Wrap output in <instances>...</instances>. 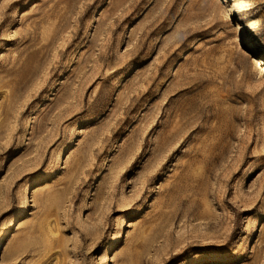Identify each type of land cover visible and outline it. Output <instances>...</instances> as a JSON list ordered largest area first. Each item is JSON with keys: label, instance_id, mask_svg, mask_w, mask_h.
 I'll return each instance as SVG.
<instances>
[{"label": "rangeland", "instance_id": "374dc122", "mask_svg": "<svg viewBox=\"0 0 264 264\" xmlns=\"http://www.w3.org/2000/svg\"><path fill=\"white\" fill-rule=\"evenodd\" d=\"M0 235V264H264V0H0Z\"/></svg>", "mask_w": 264, "mask_h": 264}, {"label": "bare ground", "instance_id": "6f19581e", "mask_svg": "<svg viewBox=\"0 0 264 264\" xmlns=\"http://www.w3.org/2000/svg\"><path fill=\"white\" fill-rule=\"evenodd\" d=\"M0 236H1V235H0ZM112 245H113V244H110V245H109V249L112 248ZM109 249H108L107 251H109Z\"/></svg>", "mask_w": 264, "mask_h": 264}]
</instances>
